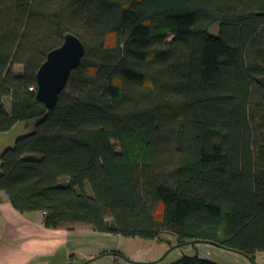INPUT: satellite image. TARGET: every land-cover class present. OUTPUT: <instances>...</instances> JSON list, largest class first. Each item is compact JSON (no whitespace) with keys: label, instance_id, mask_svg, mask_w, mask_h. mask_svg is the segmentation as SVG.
Returning <instances> with one entry per match:
<instances>
[{"label":"trees","instance_id":"1","mask_svg":"<svg viewBox=\"0 0 264 264\" xmlns=\"http://www.w3.org/2000/svg\"><path fill=\"white\" fill-rule=\"evenodd\" d=\"M66 34L85 55L48 110L36 75ZM29 120L0 154L20 214L264 252V0H0V135Z\"/></svg>","mask_w":264,"mask_h":264},{"label":"rangeland","instance_id":"2","mask_svg":"<svg viewBox=\"0 0 264 264\" xmlns=\"http://www.w3.org/2000/svg\"><path fill=\"white\" fill-rule=\"evenodd\" d=\"M217 36L219 26L210 29ZM22 66L15 65L14 72L22 73ZM7 108L9 99H5ZM37 120L18 123L10 132L15 140L34 131ZM117 151L119 146L112 142ZM12 148L15 141L9 142ZM90 192V188L87 187ZM68 257L69 264H172L184 257H197L214 264H264V252L251 262L246 256L210 243L186 241L178 243L175 237L163 234L160 239L144 240L121 235L103 234L90 229L74 233L59 258Z\"/></svg>","mask_w":264,"mask_h":264},{"label":"crops","instance_id":"3","mask_svg":"<svg viewBox=\"0 0 264 264\" xmlns=\"http://www.w3.org/2000/svg\"><path fill=\"white\" fill-rule=\"evenodd\" d=\"M11 130L0 135V154L9 147V142L15 141L9 138ZM43 219L41 212H17L8 196L0 190V264H69L66 255L59 258V252L76 231L89 228L48 229L43 225ZM259 255L257 253L255 258Z\"/></svg>","mask_w":264,"mask_h":264},{"label":"water","instance_id":"4","mask_svg":"<svg viewBox=\"0 0 264 264\" xmlns=\"http://www.w3.org/2000/svg\"><path fill=\"white\" fill-rule=\"evenodd\" d=\"M84 55V44L73 34H66L62 44L48 53L36 75V98L48 110L56 105L71 72L80 65Z\"/></svg>","mask_w":264,"mask_h":264}]
</instances>
